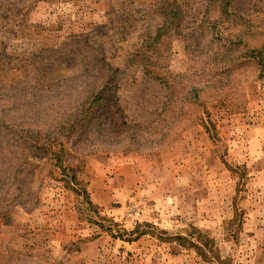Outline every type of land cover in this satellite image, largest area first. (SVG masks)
Listing matches in <instances>:
<instances>
[{
  "label": "rangeland",
  "instance_id": "1",
  "mask_svg": "<svg viewBox=\"0 0 264 264\" xmlns=\"http://www.w3.org/2000/svg\"><path fill=\"white\" fill-rule=\"evenodd\" d=\"M160 1L0 0V187L18 190L0 219L8 264H264V77L253 59L224 62L215 30L200 35L201 0H179L178 84L127 65L160 26ZM231 1L259 23L264 0ZM80 33L118 69L117 101L94 126L58 131L91 57L68 45ZM134 228L146 232L119 237Z\"/></svg>",
  "mask_w": 264,
  "mask_h": 264
},
{
  "label": "trees",
  "instance_id": "2",
  "mask_svg": "<svg viewBox=\"0 0 264 264\" xmlns=\"http://www.w3.org/2000/svg\"><path fill=\"white\" fill-rule=\"evenodd\" d=\"M182 5L183 2L179 0H161L158 5L159 10H161L159 13L161 16L160 26L156 29L154 34H146L125 56L127 65L137 66L149 79L171 87L174 86V84H178L169 69V58L171 55L172 41L181 36V29L184 25ZM200 7L202 8L201 10H203V16L197 22V31L199 29L201 30L200 35L207 31L210 33L209 30H212V32L213 30L216 31L215 36H218L217 38L221 42L223 48L221 51V59H223L224 62H230L233 59H253L258 65V77H264V11L263 16L258 18V24H250L241 15L232 10L233 6L231 0H201ZM212 14H214V17H212ZM210 24L214 27H211ZM223 24L237 29L235 30V35L228 38L221 29L219 31V27L221 25L223 26ZM222 26L220 28H222ZM70 39L74 38L71 37ZM75 39L76 40L68 42V45H75L76 43L83 44L80 50L87 52L91 57L89 61H87L88 65L84 72L80 74L83 76L82 82L84 85L82 93L77 95V106H74V110L67 115L68 117H65L63 122L55 126L58 131L66 129L69 124L71 129L74 127L89 128L90 126H94L93 120L97 117L98 111L110 104H115L117 101L116 83L118 69L105 60L106 58L104 57L103 51L99 46H96V43L92 41L88 34L80 33L75 36ZM67 54L69 58H74L76 49L68 50ZM2 57L6 56L2 55ZM50 87L51 86L48 88ZM192 91V98L197 100L199 96L198 89L195 87ZM179 105V112H181L182 103ZM206 122L201 121V127H203L205 132H208L210 138L213 139L214 137L210 134L208 129V126L212 123L209 119V124ZM95 126L101 127L102 125L101 123H95ZM164 135L165 132L163 131L159 138L152 140L163 144ZM25 141L31 149L35 148L37 145V143L32 144L31 140L27 138ZM9 176H11V173L8 174V178ZM26 176H29V174ZM70 180L74 184L81 182L77 179L75 173H72ZM73 190L81 196V199L87 205L88 209L93 206V202L84 186L80 189L73 187ZM17 192L18 190L3 189L0 187V219H9V211L7 212L4 200L10 198V193ZM109 228L110 227H107L106 230L111 232ZM120 232V238L129 236L127 240L132 241V236L137 238L146 231H138V228H134L129 231L121 230ZM110 234L115 236L113 233ZM178 239L181 238L178 237ZM8 254V249L5 246H0V264H8Z\"/></svg>",
  "mask_w": 264,
  "mask_h": 264
}]
</instances>
